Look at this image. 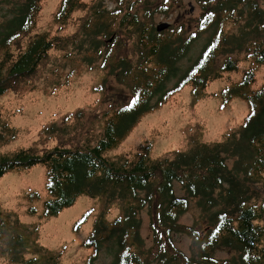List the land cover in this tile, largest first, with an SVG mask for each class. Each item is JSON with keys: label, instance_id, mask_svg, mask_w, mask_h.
Returning a JSON list of instances; mask_svg holds the SVG:
<instances>
[{"label": "trees", "instance_id": "16d2710c", "mask_svg": "<svg viewBox=\"0 0 264 264\" xmlns=\"http://www.w3.org/2000/svg\"><path fill=\"white\" fill-rule=\"evenodd\" d=\"M105 1L61 0L54 23L65 26L77 11L83 14L74 32L53 35L37 30L42 0H7L6 8L0 6V97L30 88L47 69L67 80L100 70L128 92L126 102L110 101L102 111H112L102 127L91 121L78 129L83 116L69 112L60 124L45 126L56 136L54 146L0 152V177L44 164L47 216L81 195L107 194L108 203L120 208L108 222L107 237L98 242L107 264H264V79L255 87L264 65V8L259 0H197L204 12L197 30L186 35L183 26L171 24L163 31L155 26L156 14L178 0H109L113 7ZM193 50L196 55L189 57ZM240 70L241 77L221 89L224 103L239 95L253 112L222 139H192L187 150L172 157H152L149 143L134 157L105 155L173 92L190 84L195 95H202L210 81ZM15 129L0 103V143L14 137ZM193 203L207 221L200 231L179 221ZM143 211L149 216L150 242L141 234ZM9 216L0 202V264H59L61 250L39 244L34 231ZM105 218L101 214L94 229ZM175 232L190 237V254L177 248ZM220 247L234 253L218 259L214 251Z\"/></svg>", "mask_w": 264, "mask_h": 264}, {"label": "rangeland", "instance_id": "374dc122", "mask_svg": "<svg viewBox=\"0 0 264 264\" xmlns=\"http://www.w3.org/2000/svg\"><path fill=\"white\" fill-rule=\"evenodd\" d=\"M11 1L14 0H9ZM60 1L42 0L37 26L39 32L68 34L77 29L78 17L83 14L82 11H77L72 21L65 26L53 22V15ZM156 1L158 4L164 2ZM105 4L114 6L109 0ZM259 4L264 8V0H259ZM8 5L7 0H0L3 8ZM161 10L163 11L156 14L155 26L161 22H169L175 27L183 26L186 35L197 30L198 20L204 12L197 0H178ZM1 12L2 9L0 14ZM2 19L4 17L0 16V20ZM205 35H202V39ZM111 39L112 37L109 40ZM196 53V50L191 51L189 57H194ZM50 65L56 67L54 63ZM242 65L245 67L247 63ZM48 70H40L32 80L33 86L23 89V92L11 91L0 97L5 120L10 127L16 128L14 137L0 143V152L28 146H54L56 136L48 135L45 126L52 122L60 124L62 117L69 112H78L79 116H83L77 121L78 129L81 126L88 127L91 121H97L98 126L102 127L106 119L112 116L110 109L105 114L102 112L110 105L109 102H126L128 99L127 89L118 84L113 75L106 76L100 70L84 71L79 75L75 73L69 80L54 74L56 69ZM70 70L68 63L64 71ZM241 74L242 70L210 81L207 91L202 95H195L190 84L183 86L166 101L148 109L116 146L105 150V155L115 158L127 153L134 157L142 144L148 146L149 143L152 157H172L177 150H187L192 139H222L225 133L241 127L253 112L247 100L239 95H234L224 103L225 96L221 89L238 80ZM256 78L255 87L264 79V65L258 68ZM173 82L174 80L170 85ZM94 117L96 119H92ZM176 188L177 193L181 194L179 185ZM49 197L47 168L42 163L30 168L11 169L0 177L3 214H12L9 217L17 219L22 228L34 231L39 244L61 250L59 264H107L106 250L98 242L104 236L107 237L108 222L119 216L120 208L110 205L105 193L96 196L81 195L73 205L64 208L57 215L47 216L45 200ZM32 207L35 212H29ZM101 214H105L106 218L94 229ZM142 217L141 234L150 242L151 229L146 211H143ZM179 221L187 226H195L199 231L207 225L201 209L194 203L180 216ZM173 238L177 248L190 254L191 239L186 233L175 232ZM233 253L228 248L220 247L214 251V256L227 259Z\"/></svg>", "mask_w": 264, "mask_h": 264}, {"label": "water", "instance_id": "95a60500", "mask_svg": "<svg viewBox=\"0 0 264 264\" xmlns=\"http://www.w3.org/2000/svg\"><path fill=\"white\" fill-rule=\"evenodd\" d=\"M170 25H171V23H169V22H161L158 25H156V29H157V31H162V30L168 28Z\"/></svg>", "mask_w": 264, "mask_h": 264}, {"label": "snow or ice", "instance_id": "6c2138e0", "mask_svg": "<svg viewBox=\"0 0 264 264\" xmlns=\"http://www.w3.org/2000/svg\"><path fill=\"white\" fill-rule=\"evenodd\" d=\"M250 118V117H249Z\"/></svg>", "mask_w": 264, "mask_h": 264}]
</instances>
